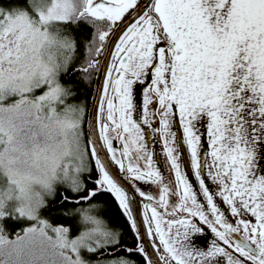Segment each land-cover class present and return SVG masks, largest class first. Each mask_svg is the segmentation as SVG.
I'll return each mask as SVG.
<instances>
[{
  "label": "snow or ice",
  "instance_id": "obj_1",
  "mask_svg": "<svg viewBox=\"0 0 264 264\" xmlns=\"http://www.w3.org/2000/svg\"><path fill=\"white\" fill-rule=\"evenodd\" d=\"M93 70L103 85L89 132L62 79ZM148 128L159 133L174 191ZM101 144L127 179L161 185L143 208L162 264H264V0H0V264H136L127 258L135 254L153 264L94 214L93 198L110 193L143 239ZM86 156L99 174L91 188ZM67 204L75 207L59 211ZM58 212L75 224L54 222ZM7 220L27 225L10 238ZM200 224L216 237L205 251L190 239Z\"/></svg>",
  "mask_w": 264,
  "mask_h": 264
},
{
  "label": "trees",
  "instance_id": "obj_2",
  "mask_svg": "<svg viewBox=\"0 0 264 264\" xmlns=\"http://www.w3.org/2000/svg\"><path fill=\"white\" fill-rule=\"evenodd\" d=\"M91 29L81 30L79 34L80 40L83 42L85 37L90 36ZM86 53L84 52L83 48L81 49V52L79 54V62L83 63L82 57H84ZM83 74H74L71 76V78L65 76L63 77L64 83L68 87H71L73 92L76 94V96L80 99H87L89 97L90 88L93 84V76L94 71L90 74V88H87V85L83 81ZM92 175L93 178L96 177L95 175V168L92 169ZM91 178V172L90 170L86 174H83L82 179L85 181L87 186L89 188L93 187V180ZM63 189L61 188V191ZM69 195H72L69 193ZM49 199V198H48ZM51 200V199H49ZM93 205H95V209L99 212V214L96 212L95 215H100L99 218L105 221L106 225L116 232L119 235V238L121 240V246L125 245L126 247H133L136 243V234L132 230L130 223L128 222L127 218L123 215L122 210L119 208L118 202L115 200V198L107 192L98 193V195L93 198L91 201ZM87 207V205H84ZM75 206L71 204L64 205L63 208L59 209V211H71L73 210ZM44 215H52L48 212H43ZM54 222H65V223H75V220H66L65 218L61 217L59 215V212L53 216ZM25 222H15L12 220H7L5 227H7V234L12 236L17 229H21L24 226ZM6 229V228H5ZM123 254V253H122ZM126 255V254H125ZM128 259L130 261L136 262V264H147L146 261L143 259V257L139 254L135 255H129Z\"/></svg>",
  "mask_w": 264,
  "mask_h": 264
},
{
  "label": "flooded vegetation",
  "instance_id": "obj_3",
  "mask_svg": "<svg viewBox=\"0 0 264 264\" xmlns=\"http://www.w3.org/2000/svg\"><path fill=\"white\" fill-rule=\"evenodd\" d=\"M139 1V0H138ZM94 71V75H95V70H93ZM89 79H90V75H88V76H83V81L85 82V84L87 85V88L89 89L90 88V82H89ZM62 83H64V80L62 79ZM65 85H66V83H64ZM67 86V85H66ZM144 85H139V84H137V85H134V90H133V98H134V103L137 105V111H136V113H135V117L136 118H140L141 116H142V101H143V95H144V93H143V89H144ZM90 94H89V97L87 98V99H80L79 100V98L76 96V94L74 95V97L71 99V101L70 102H72V103H78V104H81L82 106H83V108H84V117H83V119H84V123H85V120H86V117H87V110H88V107H89V101H90V97H91V88H90V92H89ZM105 107H106V105H105ZM151 107V106H150ZM84 126V129H85V125H83ZM156 127H158V123L155 125ZM146 128H147V126H145ZM148 130V132L150 133V136H149V139L151 140V141H153V143H152V145H151V147H150V151H155V152H157L158 154H159V158H160V168H161V170H162V173H163V177H164V181H163V183H164V185H167L170 189H172L173 191H174V189H175V185H174V176H173V174L171 173V170H170V168H169V165L167 164V161H166V158L164 157V155H163V150H162V146H161V141H160V136H159V133H156V134H154V135H151V132H152V129L151 128H148L147 129ZM173 131H178V129H177V126H176V124H173ZM113 143H114V146H115V148L117 149V150H122V145H121V142L120 141H118V140H114L113 141ZM109 156V155H108ZM110 157V156H109ZM88 158H89V160H90V172H91V178L90 179H92L93 181H95L97 178H98V171H97V169L95 168V166L93 165V162H92V160H91V158H90V156H88ZM111 159V158H110ZM183 160H184V162H185V167H183L182 168V170L183 171H185L186 172V174H188V173H191V168H190V157L188 156V154H187V152H186V149H185V155H184V157L182 158ZM112 162V161H111ZM127 163V162H126ZM164 163H165V165H167V167H168V170H167V172H164L163 171V169H164V167H165V165H164ZM112 165H113V167H115V169H116V171L118 172V174H120V176L122 177V178H124V180L129 184V186H131L134 190H135V192H136V194H137V196H138V198L140 199V203H141V207H142V209H143V211H144V208H143V205L145 204V203H154L155 201H152V202H149V201H146V200H144L139 194H138V192H137V187H139L141 190H143V188H141V187H144V190H145V192L146 193H150V192H154V187H153V185H155V186H157V187H159V190H158V195H159V191H160V187H161V185L160 184H157V183H151V182H145V181H131V180H129V179H127L126 177H125V174L124 173H122L120 170H119V168H118V166L117 165H115L113 162H112ZM141 166H143V162H141ZM95 168V175H96V177L95 178H93V175H92V169H94ZM84 174H86L87 175V173H84ZM192 178L194 179V175L192 176ZM136 185V187H134L133 185ZM208 186L210 187V189L213 191V192H215L216 191V185H214V184H212L211 183V181L210 180H208ZM152 187H153V190H152ZM197 188H198V185H197ZM170 197H172V198H175L176 200H175V203L174 204H176V203H178V197H176L175 195H170ZM203 198L201 197V200H202ZM218 199V201H219V205H220V207L225 211V212H227V207L223 204V202H222V200H219V198H217ZM158 206V205H157ZM171 209V208H170ZM161 211H162V209H161ZM149 215H150V213H149ZM183 215H185L184 213H181V212H177L176 213V216L177 217H180V216H183ZM169 218H171V217H169ZM233 223L235 222V219H233V221H232ZM197 223H198V221H197ZM199 227L201 228V229H203V232L202 233H197V234H194V235H192L191 237H190V239L192 240V241H194V245H195V248L196 249H199V250H201V251H205V250H207L208 248H210L211 246H212V243H213V241L214 240H216V237L212 234V232L210 231V229L206 226V225H204V224H200L199 225ZM174 232H175V229H174V231H173V234H174ZM136 234V233H135ZM136 243L137 244H140V241H139V239L137 238V235H136ZM155 243H159L158 242V240H156L155 241ZM137 244L135 245V246H133V247H136L137 246ZM125 246V245H124ZM126 248H132V247H126ZM161 251H162V249H161ZM220 258H222V257H220ZM218 260H219V257L217 258ZM146 263H147V261H146Z\"/></svg>",
  "mask_w": 264,
  "mask_h": 264
},
{
  "label": "water",
  "instance_id": "obj_4",
  "mask_svg": "<svg viewBox=\"0 0 264 264\" xmlns=\"http://www.w3.org/2000/svg\"><path fill=\"white\" fill-rule=\"evenodd\" d=\"M146 3H147V0H140L138 2V5H142ZM131 15L132 16L136 15L135 10H132ZM127 19L128 17L126 16L125 20ZM116 27H119V24L115 26V28ZM99 59H101L102 61L101 66H103L104 63L110 62V57L107 56L106 54L100 57ZM92 82H93V85L91 87V97H90L89 107H88L87 114H86L87 117L84 123L85 130L89 132L92 130L93 123L99 114V96L102 95L103 78L97 73H95ZM98 133H99V129L97 128V135ZM98 150L101 152L102 157L106 158V163L110 166L112 172L117 177V179L120 181V183L128 190L130 198L133 201V216L136 220L139 232L143 236V239L139 240L140 245H142L146 249L147 254L150 256V258L153 261V264H162V262L159 259V252L157 251L156 248L153 247L154 241L152 240L151 237L147 235L146 225L144 224V211L141 207L140 199L138 198L135 190L131 186H129V184L120 176V174H118L115 167H113L112 165L111 159L108 156L106 149L103 148L102 144L99 146Z\"/></svg>",
  "mask_w": 264,
  "mask_h": 264
},
{
  "label": "rangeland",
  "instance_id": "obj_5",
  "mask_svg": "<svg viewBox=\"0 0 264 264\" xmlns=\"http://www.w3.org/2000/svg\"><path fill=\"white\" fill-rule=\"evenodd\" d=\"M3 2L5 3V5L7 4V0H3ZM84 60V57H82V61ZM71 101V100H70ZM70 103H72V102H70ZM78 104V103H77ZM79 105H81V104H79ZM82 106V105H81ZM83 107V106H82ZM85 164H86V166H87V168H86V170L82 173V176H83V174L84 173H87L91 168H90V160H89V158H88V156H86L85 157ZM164 165H165V163H164ZM167 170H168V167H167V165H165V167H164V169H163V171L164 172H167ZM153 187H154V192L152 191V192H150V193H147V194H149V195H151V196H153L154 197V201H158V199H159V195H158V190H159V187H157V186H155V185H153ZM153 187H152V190H153ZM141 188H143V191L145 192V190H144V187H141ZM146 193V192H145ZM49 199H51V197H49ZM169 200H170V202H171V204H174L175 203V198H172V197H170L169 196ZM169 210H171V209H169ZM94 214L97 212L98 214H99V212L94 208ZM42 215H44L43 213H42ZM45 217H47L48 215H44ZM99 217H100V215H98ZM230 219V222H232L233 221V219H235V218H229ZM6 222L7 221H5V225H6ZM57 222V221H56ZM57 223H59V222H57ZM75 224V223H74ZM27 225V222H25L24 223V226L23 227H25ZM22 227V228H23ZM6 228V233H7V227H5ZM173 231H174V229H173ZM73 234H75V232L73 233ZM14 235H15V233L12 235V236H10L9 235V237L10 238H14ZM194 242V241H193ZM128 258V257H127ZM219 260H221V261H224V257H222V258H220L219 257Z\"/></svg>",
  "mask_w": 264,
  "mask_h": 264
},
{
  "label": "bare ground",
  "instance_id": "obj_6",
  "mask_svg": "<svg viewBox=\"0 0 264 264\" xmlns=\"http://www.w3.org/2000/svg\"><path fill=\"white\" fill-rule=\"evenodd\" d=\"M139 1H140V0H139ZM139 1H138V2H139ZM114 28H115V26H114ZM106 152H107V151H106ZM94 166H95V164H94ZM123 179H124V178H123Z\"/></svg>",
  "mask_w": 264,
  "mask_h": 264
}]
</instances>
